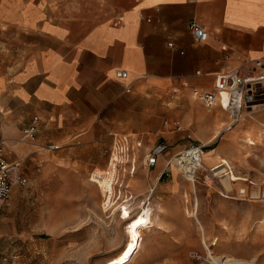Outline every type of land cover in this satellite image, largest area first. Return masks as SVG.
I'll list each match as a JSON object with an SVG mask.
<instances>
[{
  "label": "crops",
  "instance_id": "crops-1",
  "mask_svg": "<svg viewBox=\"0 0 264 264\" xmlns=\"http://www.w3.org/2000/svg\"><path fill=\"white\" fill-rule=\"evenodd\" d=\"M76 1L0 0V133L7 159L22 155L40 166L45 153L39 147L45 144L51 125L67 129L97 125L124 134L129 143L140 141L134 150V170H125L132 192L137 190L140 168L152 187L171 188L173 181L160 182L158 175L175 152L168 146L147 167L142 156L156 140L146 144L140 131L149 128L166 97L179 91L188 100L178 112L183 119L193 115L195 128L209 138L201 142L209 166L217 168L226 161L232 176L238 177L229 179L230 184L237 187L245 183L242 178H250L248 190H264L250 173H236L228 159L210 151L219 130L207 136L219 115L225 116L220 122L221 130L228 131V145L235 143L236 133L256 129L264 118H258L256 111L254 119L245 117L229 124L228 113L218 104L205 107L188 94L194 88L210 89L216 73L235 69L247 59L264 61V0H109L110 16L93 22L79 12L73 4ZM192 19L207 30L206 40H196L190 33ZM121 69L127 76L115 78L114 72ZM33 115L39 117L34 141H22L18 138L21 127ZM173 119L180 122L175 117L162 119L163 133L185 131L181 122L182 127L176 128ZM82 133L76 135L88 138ZM172 165L167 166L170 175ZM21 170L26 175L23 163ZM175 171L184 177L179 169ZM9 208L1 206L0 210ZM166 220L173 226L172 219Z\"/></svg>",
  "mask_w": 264,
  "mask_h": 264
},
{
  "label": "rangeland",
  "instance_id": "rangeland-1",
  "mask_svg": "<svg viewBox=\"0 0 264 264\" xmlns=\"http://www.w3.org/2000/svg\"><path fill=\"white\" fill-rule=\"evenodd\" d=\"M73 4L91 22L111 13L109 0H77ZM174 95L166 97L149 128L140 133L146 144L165 140L169 151L177 153L190 143H206L209 138L202 137L195 128L193 115L183 119L178 112L188 100L187 95L179 91ZM189 97L192 98L190 94ZM256 116L264 118V104L258 106ZM169 117L178 118L185 131L163 133L162 119ZM224 118L219 115L207 135L219 130L210 142L214 147L210 151L228 159L236 173H250L256 184L264 185V133L260 124L254 130L236 133L235 143L228 145V131L221 130L220 121ZM110 129L97 125L67 129L54 124L46 141L57 143L60 148L47 150L45 144L39 147L45 153L40 166L19 156L28 182L15 186L11 197L0 204V208L10 206L0 210L2 264H108L125 249L130 222L148 207H152L151 222L138 228L139 245L123 264H216L211 257L221 255H227L230 264H264V199L223 195L221 186H235L229 177H222L221 186L206 184L203 168L210 166L205 157L204 167L197 171L194 182L176 176L175 170L171 175L160 171L159 181H173V185L159 189L157 185L152 187L140 168L136 193L129 189L128 182L109 185L104 191L101 180L91 173L108 160ZM80 131L88 138L76 135ZM52 133L63 137L59 140ZM18 138L34 141L22 138V132ZM250 138L255 144H249ZM0 143L4 144L1 133ZM154 170L148 172L149 179ZM11 201L13 204L9 205ZM166 219H172L173 226ZM189 249L198 250L204 259L190 256Z\"/></svg>",
  "mask_w": 264,
  "mask_h": 264
},
{
  "label": "built area",
  "instance_id": "built-area-1",
  "mask_svg": "<svg viewBox=\"0 0 264 264\" xmlns=\"http://www.w3.org/2000/svg\"><path fill=\"white\" fill-rule=\"evenodd\" d=\"M188 28L196 40L204 41L208 38L209 33L199 21L192 19L188 24ZM244 62L243 65L230 69V71L216 73L210 89L194 88L189 91L191 97L205 107H212L218 104L221 109L228 113L229 124L238 122L245 117L254 119L258 104H264V61L261 59H247ZM114 76L118 79L125 78L127 71L124 69L117 70L114 72ZM129 89V85L125 86L126 91H129ZM38 120V115H33L29 123L21 127L22 138L30 140L35 137ZM258 123L261 126L262 133H264V121H258ZM172 124L178 129L182 127L177 119H173ZM110 135L112 136V145L109 149L108 160L103 167L91 173L92 177L94 176L97 180H101V186L104 191H108L109 185L115 187L116 184L121 186L125 182L127 183L128 174L125 173V170H130V172L134 170L136 160L134 150L135 147L141 144L139 140L134 141V144L129 143L126 136L118 132L110 131ZM168 146L169 143L165 140L156 141L144 153V165L147 167L154 165L157 160L156 157L164 154ZM44 147L54 150L61 146L49 140L46 141ZM202 147V143L193 142L177 153L170 155L166 162V167L160 173L168 175L167 166L172 163L183 173L186 179H195L197 171L201 170L202 167ZM21 165L22 162L19 157L7 159L5 147L0 143V204L10 197V193L16 185L21 186L28 182L27 176L21 170ZM203 169H205L203 179L208 185L221 186L223 176L229 177L231 181L235 180L226 161L221 167ZM242 180L245 183L237 187L233 186L229 189L221 186L224 191L220 190V192L227 197L264 199L263 189L257 191L248 190L247 185L252 183L251 179L242 178ZM232 189H235V191ZM128 197H132V195ZM188 254L197 259H204L198 250L189 249ZM0 264H2L1 259Z\"/></svg>",
  "mask_w": 264,
  "mask_h": 264
},
{
  "label": "bare ground",
  "instance_id": "bare-ground-1",
  "mask_svg": "<svg viewBox=\"0 0 264 264\" xmlns=\"http://www.w3.org/2000/svg\"><path fill=\"white\" fill-rule=\"evenodd\" d=\"M253 140L250 138L249 142H252ZM248 142V141H247ZM205 152H202V162L204 161L205 157ZM204 166L202 165L201 168H203ZM175 166L172 165V170H175ZM205 168V167H204ZM194 181V179H193ZM151 212H152V207H148L146 208L141 216H139L138 218L132 220L129 224L128 227V232H129V240L128 243L125 247V249L123 250V252L117 256L114 257L112 260H110L108 262V264H123L124 262H126V260L128 259V257L136 250V247L139 245V241H140V234L138 232V228L148 224V222H151ZM212 261H214V263L216 264H230L229 260H228V256L227 255H221V256H214L211 257Z\"/></svg>",
  "mask_w": 264,
  "mask_h": 264
}]
</instances>
